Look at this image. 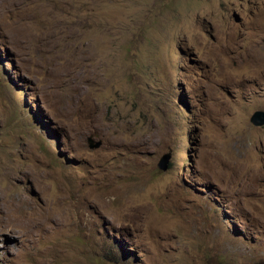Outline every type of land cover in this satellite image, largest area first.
Wrapping results in <instances>:
<instances>
[{"label": "rangeland", "instance_id": "obj_1", "mask_svg": "<svg viewBox=\"0 0 264 264\" xmlns=\"http://www.w3.org/2000/svg\"><path fill=\"white\" fill-rule=\"evenodd\" d=\"M255 110L264 0H0V264H264Z\"/></svg>", "mask_w": 264, "mask_h": 264}, {"label": "water", "instance_id": "obj_2", "mask_svg": "<svg viewBox=\"0 0 264 264\" xmlns=\"http://www.w3.org/2000/svg\"><path fill=\"white\" fill-rule=\"evenodd\" d=\"M252 124L257 126L264 125V110H255L249 117ZM91 141V140H90ZM92 142V141H91ZM100 142H95V145H99ZM171 158V151L163 153L157 163L160 170H166Z\"/></svg>", "mask_w": 264, "mask_h": 264}, {"label": "bare ground", "instance_id": "obj_3", "mask_svg": "<svg viewBox=\"0 0 264 264\" xmlns=\"http://www.w3.org/2000/svg\"><path fill=\"white\" fill-rule=\"evenodd\" d=\"M20 209V208H19Z\"/></svg>", "mask_w": 264, "mask_h": 264}, {"label": "clouds", "instance_id": "obj_4", "mask_svg": "<svg viewBox=\"0 0 264 264\" xmlns=\"http://www.w3.org/2000/svg\"><path fill=\"white\" fill-rule=\"evenodd\" d=\"M169 165V164H168Z\"/></svg>", "mask_w": 264, "mask_h": 264}]
</instances>
